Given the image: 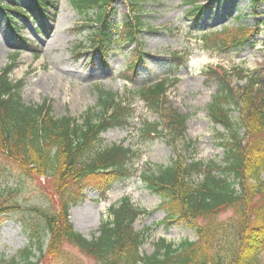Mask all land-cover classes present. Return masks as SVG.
Wrapping results in <instances>:
<instances>
[{
	"label": "trees",
	"instance_id": "16d2710c",
	"mask_svg": "<svg viewBox=\"0 0 264 264\" xmlns=\"http://www.w3.org/2000/svg\"><path fill=\"white\" fill-rule=\"evenodd\" d=\"M69 1L82 18L81 28H90L89 48L83 49L80 44L76 47L78 55L89 53L105 61L116 44L140 45L139 37L146 28L140 0H126L133 15L116 25L109 17L116 0ZM221 1L186 0L191 6L189 16L198 23L207 11H212L214 2ZM250 1L253 7L261 2ZM52 7L54 0H28L26 7H10L0 1V12L14 33L19 31L18 17L37 15L46 19ZM233 19L239 21V17ZM259 29V21L254 26L239 21L238 26L224 27L210 37L216 40V48L226 51L245 46ZM182 57L171 56L172 65L184 66L188 58ZM17 60L14 58L0 69V157L27 177L47 180V203L52 206L25 208L13 201L17 193L14 190L0 193V215H22L25 231L31 237L30 248L11 261L0 256V264H43L46 253H59L64 245L77 248L96 264H264L261 74L237 73V80L245 81L243 86L233 85L228 75L212 74L217 77V91L209 106V117L223 129L217 132L223 150L219 162L176 158L168 167L149 169L140 175L150 193L161 199L160 209L167 213L163 223L180 222L197 233L195 242L184 240L178 245L161 238L154 245V252L146 255L142 253L145 236L134 225L148 212L137 208L130 198L109 209V218L91 240L74 229L69 213L83 199L86 188L97 187L100 194L106 195L114 185L136 175L133 167L137 154L123 143L103 146L102 138L110 130L130 125L135 100L142 101L158 117L151 123L144 121L140 129L144 138L165 135L174 142L186 135L188 117L171 109L168 102V93L178 81L169 77L149 80L131 93L130 99L98 88L96 107L81 118L68 114L56 117L49 100L40 105L24 101L23 81L11 79ZM142 61V57L132 60L127 82L136 78ZM234 110L239 113V122L232 116ZM228 211L232 215L221 220L220 216ZM34 252L39 255L36 257Z\"/></svg>",
	"mask_w": 264,
	"mask_h": 264
},
{
	"label": "rangeland",
	"instance_id": "374dc122",
	"mask_svg": "<svg viewBox=\"0 0 264 264\" xmlns=\"http://www.w3.org/2000/svg\"><path fill=\"white\" fill-rule=\"evenodd\" d=\"M0 1L10 7L28 4V0ZM140 4L142 21L146 24L139 37L140 45L116 44L105 61L98 55L77 54L76 47L80 44L83 49L89 48L90 28H81L82 18L69 0H54L50 17L46 19L37 15L18 17L16 33L22 40L8 27L0 12V69L17 58L18 67L11 79L23 81L24 101L40 105L49 100L56 117L68 114L76 119L96 107L98 88L130 99L131 93L149 80L169 77L178 81L168 93V102L171 109L188 117L186 135L174 142L165 135L144 138L140 133L142 124L157 121L158 117L142 101L135 100L130 125L110 130L102 138L103 146L123 143L137 154L133 167L136 175L114 185L106 195L100 194L97 187L86 188L83 199L69 213L74 229L91 240L99 235L101 224L109 218V209L130 198L137 208L148 212L137 219L134 227L146 239L142 253L151 255L161 238L178 245L184 240L195 242L197 233L180 222L163 223L167 213L160 209L161 199L150 193L140 175L149 169L168 167L176 158L203 162H219L223 158L217 139V132L223 129L209 117V106L217 91L214 80L217 77L212 74L228 75L233 85L243 86L245 81L239 82L237 73L258 72L264 85V0L255 7L250 0L214 2L212 11H207L198 23L189 16L191 6L186 0H140ZM130 7L128 1L116 0L109 15L113 24L130 19L133 15ZM236 17L250 26L259 21L258 34L243 47L226 51L216 48L217 42L210 36L224 27L238 26L239 21L233 19ZM174 55L187 56L186 64H174V67L171 60ZM138 57L143 60L139 72L134 82H127L128 66ZM232 116L239 122L238 111L234 110ZM8 189L17 192L13 201L22 207L52 206L47 203L50 198L47 180L27 177L13 163L0 157V193ZM231 215L232 211H228L220 219ZM21 216L0 215V256L6 261L18 258L31 247V237L25 231ZM44 243L47 246L48 237ZM34 253L36 257L39 255ZM43 260V264H96L70 245H64L59 253H46Z\"/></svg>",
	"mask_w": 264,
	"mask_h": 264
}]
</instances>
